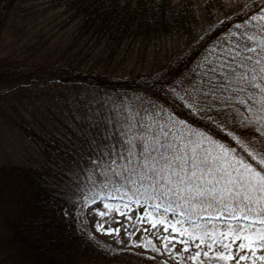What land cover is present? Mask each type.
Returning a JSON list of instances; mask_svg holds the SVG:
<instances>
[{
  "label": "trees",
  "instance_id": "trees-1",
  "mask_svg": "<svg viewBox=\"0 0 264 264\" xmlns=\"http://www.w3.org/2000/svg\"><path fill=\"white\" fill-rule=\"evenodd\" d=\"M204 1L197 10V0H0V264H166L111 252L79 228L77 163L105 122H128L113 95L143 96L205 131L215 120L223 128L216 138L255 163L226 134L246 130L225 126L174 84L264 0L200 33L217 0ZM133 52L140 68L126 73L122 61L129 54L133 63ZM102 91L110 93H92Z\"/></svg>",
  "mask_w": 264,
  "mask_h": 264
},
{
  "label": "snow or ice",
  "instance_id": "snow-or-ice-1",
  "mask_svg": "<svg viewBox=\"0 0 264 264\" xmlns=\"http://www.w3.org/2000/svg\"><path fill=\"white\" fill-rule=\"evenodd\" d=\"M193 91L205 110H215L226 118L225 126L231 123L246 130L244 136L232 131L226 134L255 163L237 147L216 138L214 129L223 128L215 120L206 131L172 116L165 123L117 124L109 120L102 132L90 138L89 155L81 157L83 166L77 163L83 182L77 184L74 195L79 196L81 207L103 205L104 210L96 208L100 219L95 227L107 235L120 232V228L111 227L113 213L131 219L130 206L143 204V216L153 228L159 223L168 230L163 216L153 217V212L162 209L178 217L170 225L172 232L204 244L209 233L197 231L202 216L227 213L229 228L220 233L221 238L242 241L238 248L248 249L255 257L254 241L264 248V4L251 16L246 14L244 23L236 24L227 39L204 58ZM137 222L142 223L143 218L138 217ZM185 223L191 227H184ZM163 239L167 249L172 237ZM180 243L188 249V240ZM212 243L207 245L205 257L212 253ZM222 247L224 251L213 253V257L232 259L228 252L231 244ZM152 250L159 251L154 245ZM200 256L197 251L192 259ZM248 259L240 255L236 264Z\"/></svg>",
  "mask_w": 264,
  "mask_h": 264
},
{
  "label": "rangeland",
  "instance_id": "rangeland-1",
  "mask_svg": "<svg viewBox=\"0 0 264 264\" xmlns=\"http://www.w3.org/2000/svg\"><path fill=\"white\" fill-rule=\"evenodd\" d=\"M252 1L253 0H217L212 6H210V8L207 9L208 12L205 11L202 13V23L199 27L200 33H202V30H208L215 26L226 15L233 13L235 9H238ZM203 2L205 1L197 0V10L203 7ZM203 10L205 9H202L201 11ZM226 39L227 34L220 37L205 53L201 55L200 59H198L193 65L194 67L191 71L183 76L180 81L178 80L174 84L176 93L181 95V97L183 96L188 102L192 99V97H190V93L193 92V88H191L190 81L197 79V74L201 70L203 60L206 56H209L210 51ZM131 54L135 58L133 63L129 54L124 56L122 61V66L125 65L127 68L124 70L126 73H129L132 66H137L136 53L133 52ZM155 57L156 52L151 50L150 59L154 61ZM145 63L149 66L147 61H145ZM137 67L140 68V66ZM55 93L58 92L56 91ZM92 93L110 92L102 91ZM98 97L102 100L103 97L105 100L107 99L105 95H99ZM110 100L118 103L120 116L126 118V121H131L132 123H136L137 121L145 124L152 121L165 123L169 116L175 117L164 107L153 103L140 95H132L130 97L127 95H113ZM109 202L111 203L112 201ZM116 202L119 203V201ZM97 207L104 210L103 205L101 204L89 205L87 207H81L80 205L78 210V217L80 219L79 228L88 234V236H90L98 245L111 252L130 250L147 256L157 257L166 264H201V262H204V264H236L240 255H247L249 256V259L239 261V264H253V259H255V264H264V260L259 259L260 256H264V248L258 246V241H254L253 243V248L255 249V257H253L252 253L248 249L240 250L238 248V245L242 241L236 240L232 243L231 238L228 236L221 238L220 233L227 232L229 228V224L226 219L227 213L219 217L205 215L201 218V228L197 231L206 230L209 233V236L205 237L204 244H200L199 239L190 240L188 236H180L178 232H172L170 225L175 223L178 217L171 212L163 213L162 209L159 212H153L154 218L160 219L163 216L169 225L167 231H164L165 226L159 223L155 228H153L149 219L143 216L145 211V206L143 204L139 206H130L131 212L128 213V216H130L131 219H127L124 216H117L116 213H113V220L110 222L111 227L120 228L119 235L102 234L101 232H98L95 227L96 221L100 219L99 215L96 213ZM138 217L143 218L142 223L137 222ZM104 219L106 221L104 227L107 228L109 226V222H107L108 218L105 217ZM115 220H119V223H116ZM250 222L251 221H249V223ZM232 226H237L234 221L232 222ZM177 227H180V225H177ZM184 227L190 228L191 225L185 223ZM164 237H172V239L167 241L169 245L167 249H165ZM181 240H188L189 246L187 250H185L184 245L180 243ZM213 240H215V243H212ZM149 241L151 242L150 244ZM209 243H212V253H210L208 257H205L203 253L208 251L207 245ZM223 243L231 244L228 252L232 254L233 258L230 260H218L213 257V253L224 251L222 247ZM146 244H148L147 248L144 246ZM153 245L159 249V251H153ZM197 245H199V248H197ZM197 251L201 252V256L193 260L192 257Z\"/></svg>",
  "mask_w": 264,
  "mask_h": 264
}]
</instances>
